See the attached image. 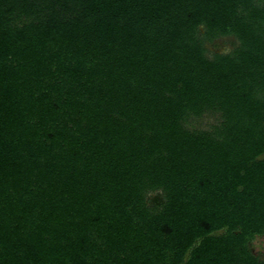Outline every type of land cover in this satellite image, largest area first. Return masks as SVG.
<instances>
[{
	"label": "trees",
	"instance_id": "1",
	"mask_svg": "<svg viewBox=\"0 0 264 264\" xmlns=\"http://www.w3.org/2000/svg\"><path fill=\"white\" fill-rule=\"evenodd\" d=\"M259 236L264 0H0V264H264Z\"/></svg>",
	"mask_w": 264,
	"mask_h": 264
},
{
	"label": "rangeland",
	"instance_id": "2",
	"mask_svg": "<svg viewBox=\"0 0 264 264\" xmlns=\"http://www.w3.org/2000/svg\"><path fill=\"white\" fill-rule=\"evenodd\" d=\"M224 49H227V46ZM252 249L256 254L264 258V236H259L253 241Z\"/></svg>",
	"mask_w": 264,
	"mask_h": 264
}]
</instances>
